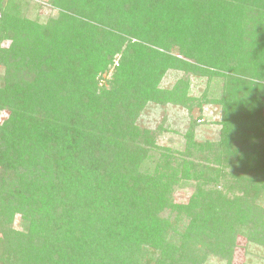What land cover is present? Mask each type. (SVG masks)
Returning <instances> with one entry per match:
<instances>
[{"label":"trees","instance_id":"obj_1","mask_svg":"<svg viewBox=\"0 0 264 264\" xmlns=\"http://www.w3.org/2000/svg\"><path fill=\"white\" fill-rule=\"evenodd\" d=\"M21 3L0 0V264H231L237 236L264 264V0H49L45 24ZM191 74L222 79L218 138L152 157L139 113Z\"/></svg>","mask_w":264,"mask_h":264},{"label":"rangeland","instance_id":"obj_2","mask_svg":"<svg viewBox=\"0 0 264 264\" xmlns=\"http://www.w3.org/2000/svg\"><path fill=\"white\" fill-rule=\"evenodd\" d=\"M21 3V13L27 18L37 20L41 24H45L47 18L56 12L55 9L49 6V0H19ZM8 39L1 41L2 45L8 44ZM172 54H177L175 47L171 49ZM118 57V56H117ZM117 61H115L116 64ZM2 67L0 66V79L3 76ZM112 67L107 73L99 75L98 86H107L106 81L110 77ZM223 75L226 73L220 71ZM231 71L230 74H234ZM186 74L182 70L169 68L159 81L158 87L160 90L171 91L176 90L177 86L182 87V79ZM103 79V80H102ZM221 78H200L191 74L188 76V86L185 87V96L178 102L169 100L166 103H147L139 113L137 123L146 128L154 129L156 126H162L161 133L157 134L155 144L158 146L151 154L152 157L161 159L159 156L160 149L164 147L181 148L185 142L184 133L188 131L191 134L193 141L215 140L218 138L220 130L221 107L215 98L218 96L222 82ZM206 90L207 99L202 98L203 91ZM214 95V96H213ZM214 98V99H213ZM5 113L0 111V122L5 118ZM153 165L152 162L149 163ZM215 175V174H214ZM219 180H224V177H219ZM192 184L184 187H174L172 198L175 202L186 201L191 193ZM264 206V198L262 199ZM162 216H168L175 223L176 228H180L185 219L174 221L176 214L168 210L161 212ZM19 216L14 219L13 226L21 229ZM184 227V226H183ZM245 237L237 236V248L232 254L231 264H242L251 255L245 249ZM254 250L256 249L252 246ZM253 250V252H254ZM150 249L146 254V258L142 259L139 264H152L150 258ZM205 264H226L225 260L219 257L210 256L205 260Z\"/></svg>","mask_w":264,"mask_h":264}]
</instances>
